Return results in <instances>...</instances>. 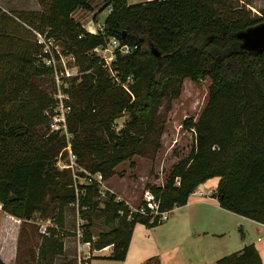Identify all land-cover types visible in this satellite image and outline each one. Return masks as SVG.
I'll return each instance as SVG.
<instances>
[{
    "label": "trees",
    "instance_id": "16d2710c",
    "mask_svg": "<svg viewBox=\"0 0 264 264\" xmlns=\"http://www.w3.org/2000/svg\"><path fill=\"white\" fill-rule=\"evenodd\" d=\"M38 1V10L8 12L0 6V204L18 218L36 212L54 217L56 226L41 234L37 264H52L64 253L67 204L83 219L81 239L91 249L111 245L105 257L116 260L124 259L136 222L161 221L147 206L146 214L130 213L114 191L106 188L100 196L97 181L75 180L70 168L56 165L58 151L67 145L64 137L58 130H37L57 113V99L32 81L52 71L38 34L57 41L81 73L71 83L76 101L64 113L73 132L70 147L86 171H99L104 179L121 161L143 154L146 145L159 146L164 128L159 106L180 93L184 77L209 76L198 117L182 124L193 130L190 152L172 164L162 184L147 182L144 189L153 193L159 210H169L186 203L199 183L218 176L212 194L219 205L264 223V51L239 49L236 36L263 21L264 8L255 13L248 6L252 0H104L111 8L94 33L73 16L77 8L90 9L89 0ZM111 37L136 45L126 53L115 50L110 67L116 73L92 51ZM124 111L129 118L116 129L114 119ZM101 216L108 228L94 236L89 228ZM0 264L8 263L0 257ZM146 264L160 261L152 256ZM215 264L262 260L257 247L246 243Z\"/></svg>",
    "mask_w": 264,
    "mask_h": 264
},
{
    "label": "rangeland",
    "instance_id": "374dc122",
    "mask_svg": "<svg viewBox=\"0 0 264 264\" xmlns=\"http://www.w3.org/2000/svg\"><path fill=\"white\" fill-rule=\"evenodd\" d=\"M139 1L145 0H128V2ZM89 2L92 6L90 9L77 8L74 10L73 16L85 28L97 30L99 26H102L104 18L111 7H104V0H89ZM0 6L8 12L18 9L38 10L41 8L38 0H0ZM248 6L252 11L259 14L264 8V0H252ZM54 45L58 49H62L57 41L54 42ZM47 47L45 44L42 45L43 49ZM107 54H110V52H107ZM64 64L69 68L70 75L62 76L59 82L55 79L52 71L34 76L32 81L38 89L50 93L55 98H58V95L62 97V104L59 103L58 99V105L54 108L57 113L51 123L47 127L44 125L38 126L37 130L39 132L43 129H47V131L58 130L66 143L71 146L73 132L69 131L66 124L67 132L62 133L61 130L63 131L64 127L61 124L67 122L65 118L63 119V113L67 114L71 102L76 101L74 96L76 91H72L73 86L71 83L73 80H75L73 83H78L81 73L65 57L64 60H56L58 68H63ZM114 72L116 73V71ZM209 83V76H205L200 80L184 77L180 93L177 96L163 98L159 106V119L164 122L159 146L155 148L152 144L146 145L143 154H135L118 163L115 172L103 180L104 185L102 188H113L118 199H123L128 205L139 206L147 182L162 184L172 164L186 156L192 148L193 130L182 124L185 118L196 119L198 117L207 99ZM128 118L126 111L116 117L114 119L116 129L122 126ZM52 122L54 125H52ZM57 126L60 128L56 129ZM56 157V165L62 168L61 164L68 160L66 145L58 151ZM75 170L71 169V172ZM83 179L84 177H79V180ZM217 180L218 176L209 178L212 184L217 183ZM207 208L209 209L207 210L209 215L214 216L216 221L223 223V233L218 237H214L216 242L222 241L225 244L222 254H219L220 256L239 249L241 247L239 245L243 244L245 240L248 243H253L251 242L253 240L255 247L256 245L264 246V226H262L263 229L259 230L254 227L255 221L253 219L225 208L222 209V207L210 205ZM181 210L177 208L169 210L166 213V218L155 225L136 222L123 260L105 257L111 250L107 247L95 250L93 253L95 256L91 258L90 264H146V260L152 256L157 257L160 264H194L197 261H207L210 256L207 252L208 249L204 246L206 239L201 240L197 234H194V237L178 244L175 235L177 227H171L173 224L170 221L174 216H179ZM190 213L192 212L190 211ZM63 215V229L67 232L63 241L64 253L56 255L52 264H70L73 261L76 243L74 230L77 226V220L80 224L83 222L75 205L67 204L63 208ZM47 218L55 223L54 217L41 215L39 212H36L32 218L17 220L10 216L4 219L3 211L0 208V257L8 264H37L39 261L38 248L42 242L38 222L40 220L45 221ZM102 219V216L93 219L89 229H91L94 236L97 232L108 228L102 222ZM258 236L261 240L257 239ZM262 264H264V261H262Z\"/></svg>",
    "mask_w": 264,
    "mask_h": 264
},
{
    "label": "built area",
    "instance_id": "2783aa9c",
    "mask_svg": "<svg viewBox=\"0 0 264 264\" xmlns=\"http://www.w3.org/2000/svg\"><path fill=\"white\" fill-rule=\"evenodd\" d=\"M101 28H102V26H99V29H101ZM86 29L91 31V32H94V33L97 32V30H99V29L95 30V29H89V28H86ZM38 41L42 42L43 45L45 44L48 46L47 48L43 49L44 51H49V53H50V57H48V58L45 57V61L47 63L51 64L52 73H53L55 79L59 82L61 80L62 76L70 75L69 68L65 64H64L63 68H58L56 66V60H64V57H65L67 59V61H69L71 63L72 66H76L73 63V56L71 54L66 55V54L62 53L60 51V49H58L54 45V41L51 38L44 39V37L41 34H38ZM134 47H136V45L121 43L116 37H111L107 40V42L105 44H100V45L94 46L92 51L95 54H97L100 58H102L104 60V64L110 68L112 73H114L113 69L110 67V64H111L112 59L114 58L115 50H119L121 52L126 53V52L131 51ZM107 52H110V54H107ZM56 54L58 55V57H56ZM57 97H58V98H56L57 99V105H58V99H59V103L62 104V97L60 95H58ZM63 119H64V113H63ZM52 125H54L53 122H52ZM61 125L64 127V130L63 131L61 130V132L66 133L67 132L66 123L62 122ZM58 127L59 126H57L56 129H58ZM66 147L68 148V160L66 162H64L63 164H61V167L76 169L75 171L72 172L75 180L77 178L79 179V177H84L83 180H79V181H86V182H91L92 180L97 181V183L100 186V189H99L100 196H104L105 189L102 188V186L104 185V183H103L104 178L102 177V174L99 171L94 172V173L86 171L77 162L76 154L71 150L69 143H67ZM79 170H84L87 175L86 176L78 175ZM142 200L145 201V205L140 204L139 206H133V205L129 204L130 213H131V211H140L141 213L146 214L147 213L146 206H147L150 209L149 211L151 212V214H153V215L158 214L159 215L158 220H163L164 218H166V213L168 212V210H159L158 202L150 190H148V189L144 190ZM0 206H1V204H0ZM120 213H122V211H120ZM130 213L128 214V218H130ZM38 224H39V231L41 234H49V227L50 226H56V224L52 223L49 218H47L45 221L40 220L38 222ZM74 232L76 235L75 253H74V259L70 264H90L92 254L94 253L95 250H98V249H91L90 248V242L89 241H83L81 239L82 229L80 227L79 220H77V226H76ZM107 246L108 245H106L102 248H106ZM102 248H100V249H102Z\"/></svg>",
    "mask_w": 264,
    "mask_h": 264
},
{
    "label": "crops",
    "instance_id": "0c3cea01",
    "mask_svg": "<svg viewBox=\"0 0 264 264\" xmlns=\"http://www.w3.org/2000/svg\"><path fill=\"white\" fill-rule=\"evenodd\" d=\"M215 186L216 183L212 184L208 178L206 181L199 183L195 187V189L190 193L186 203H184L183 205H176L171 209H169L170 211L176 208L179 210L182 209L181 211H179L181 214L179 216H174L173 219L170 221L173 224L171 227H177V230H175L177 231L175 235L178 244H180L182 241H185L188 238L190 239L191 237H194V234H197V236H199L201 240L206 239V243L204 244V246H206V248L208 249L207 252L210 258L207 261H197V263L200 264H215V260L218 258V256H220L219 254H222L221 252H223V248L225 247V244L222 241L216 242L214 240V237H218L219 235H221V233H223V228H224L222 225L223 223L216 221V218L214 216H211L207 213V210H209L207 207H209L210 205L214 207H221L218 203L217 198L213 194L211 196V193H213L215 190ZM109 189L115 192L113 188H109ZM222 209L224 208L222 207ZM2 211H3L4 219L10 216L16 218L17 220L20 219L4 211L3 209ZM190 211L192 213H190ZM253 221H255L254 227H256L259 230L263 229L262 226H264V223L254 219ZM259 238L260 237L258 236L257 239ZM251 242L254 243L253 240ZM246 243H248L247 240H245L244 243L243 244L241 243V245L239 246L242 247ZM14 245L16 249V240ZM107 247L111 249V245H108ZM241 247H239V249ZM256 247L260 253L261 260L264 261V246L256 245Z\"/></svg>",
    "mask_w": 264,
    "mask_h": 264
},
{
    "label": "water",
    "instance_id": "95a60500",
    "mask_svg": "<svg viewBox=\"0 0 264 264\" xmlns=\"http://www.w3.org/2000/svg\"><path fill=\"white\" fill-rule=\"evenodd\" d=\"M236 36L240 39L238 47L241 50L250 51L253 53H261L264 51V20L240 29L236 32ZM153 54L158 56L160 53L155 48H152Z\"/></svg>",
    "mask_w": 264,
    "mask_h": 264
}]
</instances>
